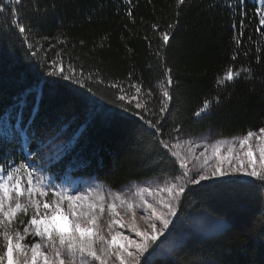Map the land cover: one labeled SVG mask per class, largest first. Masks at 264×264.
Here are the masks:
<instances>
[{"label":"trees","instance_id":"1","mask_svg":"<svg viewBox=\"0 0 264 264\" xmlns=\"http://www.w3.org/2000/svg\"><path fill=\"white\" fill-rule=\"evenodd\" d=\"M258 6L259 0H185L183 5L178 0H21L13 7L26 25L32 23L37 56L9 31L11 9L0 14V37L8 32L7 39L0 38V161L9 154L57 180L95 178L113 189L180 174L156 138L143 131L147 126L114 103L119 94L136 95L139 86L147 118L155 120L150 113L158 110L166 87L165 65L174 83L170 112L161 121L164 140L173 144L204 132L237 138L258 131L264 127V26L255 13ZM37 8L46 17L38 24ZM53 60L64 64L65 74L69 64L77 73L82 67L92 93L48 77L45 65ZM229 68L241 71L240 77L220 85ZM205 100L213 101L210 113L196 117ZM16 128L30 132V142ZM213 184L191 185L182 202L228 226L188 238L174 256L146 253L150 264H264V190L249 188L239 195Z\"/></svg>","mask_w":264,"mask_h":264},{"label":"snow or ice","instance_id":"2","mask_svg":"<svg viewBox=\"0 0 264 264\" xmlns=\"http://www.w3.org/2000/svg\"><path fill=\"white\" fill-rule=\"evenodd\" d=\"M178 3L183 5L185 0H178ZM13 5H21V0H0V14L11 9L9 31L17 34L20 42L35 58L37 43L32 40V23L29 21L26 25L23 18H18L17 8ZM255 13L259 16V25L264 26V0H259ZM128 15L131 16V9ZM36 18L37 24L46 19L40 16L39 8ZM0 38L7 39L8 32ZM169 40L170 34L166 31L162 34L163 44L167 46ZM45 67L48 68V77L75 83L92 93V88L83 79L85 72L82 67L77 73L76 68L69 64L67 74L64 64L57 60L51 61L50 67L47 64ZM171 73L172 69L165 65L166 87L162 91L158 110L150 113L155 120L147 118L149 110L139 98V86H136V95L119 94L114 101L122 111L131 112L147 126L143 131L156 138V144L165 150L174 167L178 165L177 172L181 173L176 177L178 183L136 189L140 210H148L141 217L148 228L142 229L137 223L136 202L120 193L107 201L102 190L94 186L78 189L63 182L57 184L53 178L41 175V170L30 162L17 163L6 154L0 161V239L5 247V251L0 253V264L5 261L6 264H141L142 260L143 264H150L145 254L151 255L150 249L155 251L159 248L157 241L169 232L181 198L191 185H205V182L213 181L212 186L238 190L239 195L246 194L249 188L264 190V127L259 128L258 132L248 131L240 137V151L237 150L236 138L232 142L228 139L205 142L199 154L196 149L201 146L193 140L181 143L177 138L176 144H172L162 138L161 121L169 114L173 101L169 91L174 83ZM240 75L241 71L229 68L218 83L233 82ZM88 78L91 79V73H88ZM99 83L104 81L100 80ZM109 86L119 88L116 84ZM145 95L150 98L151 89ZM212 105L213 101L205 100L194 115L201 117L202 114H209ZM19 120L20 114L17 113V123ZM180 130L179 126L175 129L177 133ZM16 131L30 142V132L22 128H16ZM76 142L78 144L79 140ZM225 145H228L226 151ZM225 177L228 179H223ZM231 186H236V189ZM93 193L96 195L93 196ZM161 193L167 195L162 196ZM145 194L155 197V202H149ZM261 198L264 199V192ZM21 214L29 216V219H21ZM61 219L64 223H61ZM125 230H130V234L125 235ZM28 236L33 237L35 242L26 244Z\"/></svg>","mask_w":264,"mask_h":264},{"label":"rangeland","instance_id":"3","mask_svg":"<svg viewBox=\"0 0 264 264\" xmlns=\"http://www.w3.org/2000/svg\"><path fill=\"white\" fill-rule=\"evenodd\" d=\"M258 132V131H255ZM240 137L236 138L237 142V150L240 151L238 147V139ZM181 143H183L185 140H193L196 144H199L201 147L197 148V154L202 150L203 145L205 142H215V140L220 138H214L211 136L209 132H204L201 134H198L196 136L191 137H178ZM230 142H232L233 138H226ZM177 138L174 140L173 144H176ZM228 145H225L224 150H227ZM211 151V150H210ZM210 154V152H209ZM191 167V165H190ZM38 169V168H37ZM41 175L45 177H53L54 175L48 173L47 171L41 170ZM180 174L168 177V178H161V177H152L148 179H144L142 181H134L126 186H123L119 189H111L104 184L96 181L95 179H78L71 176H66L62 178V180H56L55 183L63 184L65 185H71L74 188L78 189H85L88 186H94L96 188H99L102 190L103 194L106 197L107 201H111L116 193H120L122 196H124L126 199L133 200L137 204V223L142 229H147L148 225L145 223L143 219H141L142 216L146 215L148 210L145 208L143 210H140L139 208V197L136 195V189L139 187H164L166 183H178L179 180L176 179V177H179ZM223 179H228V177H225ZM93 196L96 194L93 193ZM162 196H166L167 193H161ZM145 198L149 200V202H155L156 198L152 196H148L145 194ZM119 203V201H117ZM105 219H107V213L105 214ZM61 223H64V221L61 219ZM159 226V225H158ZM228 226V222L224 219L217 218L213 216L211 213L205 211V210H194L189 205H185L182 202L180 207L177 210L176 217L173 218L172 224L169 226V232L165 233L164 237H161L159 241H157V244H159V248H156L155 251L151 250L152 255H158L160 253L174 256L175 253L181 248V246L185 243V241L193 236H200L205 237L213 234H217L224 230ZM125 235L130 234V230H125ZM133 238L135 239V235L132 234ZM166 237V238H165ZM38 239V238H35ZM35 242L34 238L31 236H28L25 240L26 244H31ZM3 253V251H2ZM6 264V261L4 262ZM194 264H219L215 262L214 260H208V261H197Z\"/></svg>","mask_w":264,"mask_h":264}]
</instances>
